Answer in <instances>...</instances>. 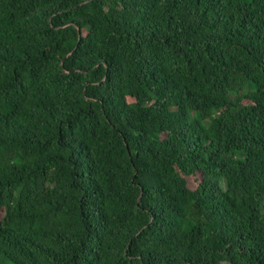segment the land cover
<instances>
[{
  "label": "trees",
  "instance_id": "16d2710c",
  "mask_svg": "<svg viewBox=\"0 0 264 264\" xmlns=\"http://www.w3.org/2000/svg\"><path fill=\"white\" fill-rule=\"evenodd\" d=\"M0 264H264V0H0Z\"/></svg>",
  "mask_w": 264,
  "mask_h": 264
}]
</instances>
